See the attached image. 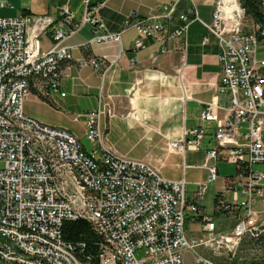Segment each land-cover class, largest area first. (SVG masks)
Segmentation results:
<instances>
[{"label":"built area","instance_id":"1","mask_svg":"<svg viewBox=\"0 0 264 264\" xmlns=\"http://www.w3.org/2000/svg\"><path fill=\"white\" fill-rule=\"evenodd\" d=\"M108 1L85 0L79 21L67 8L59 17L0 18V264H84L77 256L84 245L66 242L61 233L65 223L79 219L90 222L101 238L98 264H184L189 250L193 264H221L197 249L211 251L215 258L235 255L243 237L264 229V209L254 206L264 199V174L254 170L264 164V30L248 19L240 0H214L213 22L204 26L218 40L222 73L217 89L228 96L229 106L220 116L222 108L213 98L193 138L167 144L173 153L199 151L206 124H215L216 147L206 152L204 164L210 178L189 199L184 180H165L149 163L118 156L104 146L103 119L114 117L108 104L86 115L90 150L72 132L25 114L31 94L48 101L51 93L65 96L62 65L73 61L67 41L85 26L94 31L89 46H121L131 27L138 34L134 49L139 51L145 38L164 31L160 21H170L177 5L164 6L149 18L133 15L123 32L112 34L97 18ZM1 2L7 6L6 0ZM181 20L186 24L171 38L184 40L185 50L198 12L193 9L191 17ZM53 28L54 44L42 52L41 37ZM120 56L111 61L101 56L80 67L89 65L105 76ZM73 120L80 123L79 117ZM220 161L236 164L238 175L232 199L220 200L215 211L232 214L240 208L245 216L230 233L216 232L213 219L205 217L206 235L196 241L187 236L186 219L199 213L208 184L218 180ZM240 195L246 198L242 203ZM139 250L145 258L136 257Z\"/></svg>","mask_w":264,"mask_h":264},{"label":"crops","instance_id":"2","mask_svg":"<svg viewBox=\"0 0 264 264\" xmlns=\"http://www.w3.org/2000/svg\"><path fill=\"white\" fill-rule=\"evenodd\" d=\"M45 1L42 9H37L31 0L26 2L6 0L7 6L1 7V11L6 14L0 15V18L59 17L61 10L67 8L73 13L75 20L79 21L84 12L85 0ZM175 3L176 11L172 19L168 22L160 21L164 25V31L145 38V48L139 51L134 49V41L138 34L131 27L123 33L121 46L116 44L89 46L94 31L92 26H85L67 41V45L72 48L73 61L62 65L61 93L65 96L51 93L49 103L41 99L37 102L51 110L56 109L58 114L73 122L75 117H79L85 136L86 115L99 108L103 110L108 104L113 110L114 117L103 119L102 125L106 134L104 146L118 156L149 163L165 180H184L187 184L188 198L192 199L198 187L207 183L210 178L204 164L206 152L216 147L211 143L212 141L216 143L215 124H206L205 139L199 151L173 153L167 150V144L193 138L192 131L203 125L200 119L202 112L215 97L222 108L219 111L220 116L226 115L225 110L229 106L228 96L221 94L217 89L222 73L219 62L220 47L218 40L204 26L213 22L215 1L109 0L99 10L97 18L107 32L116 34L126 29L131 16L149 18L160 8ZM193 9L198 12L199 21L190 25L187 47L184 50V40H175L171 36L186 24L181 17H191ZM54 31L55 28L41 37L42 52L53 46ZM205 38H208L207 44H204ZM162 49L166 52L161 53ZM119 54L120 59L111 65L105 76L89 65L80 67L81 62L98 61L101 56H108L111 61ZM110 61L104 66L110 65ZM133 61L136 62L132 64ZM221 163L230 162H218V180L208 184L200 201L199 213H189L187 216L186 233L193 240H199L206 235L203 232L205 217L213 219L216 232L230 233L245 216V211L240 208H235V214L229 217L215 212L220 200L232 199L233 181L238 175L237 165L230 163L235 166V173L222 176L219 167ZM208 196L213 197L214 208L211 213L205 205ZM240 198L241 203L246 199L242 195ZM255 203L258 210L264 209V199Z\"/></svg>","mask_w":264,"mask_h":264},{"label":"rangeland","instance_id":"3","mask_svg":"<svg viewBox=\"0 0 264 264\" xmlns=\"http://www.w3.org/2000/svg\"><path fill=\"white\" fill-rule=\"evenodd\" d=\"M30 1V0H23V2ZM32 5L35 6L37 9H42L45 5V0H31ZM0 2V15L6 14L3 13ZM37 101H40L38 97L31 94L27 100L25 101L24 110L27 116L41 122L47 124L49 126H53L56 128L66 129L72 131L76 134L80 139L82 144L88 149H91V146L84 135V127L80 123H74L73 121L61 116L58 114L57 110L52 108H48V106L41 105ZM213 146L216 145L213 141L211 142ZM220 170L222 176H230L235 173V166L230 163H221ZM254 170L258 173L264 174V164L255 165ZM242 200V197L240 198ZM205 205L209 213L213 211V197H207L205 201ZM257 204L254 203V206ZM247 236L243 237V241L240 244L239 248L236 250L235 255H227L223 254L219 258H215L211 251H208L202 247L198 248L197 251L205 256L211 257L218 261L221 264H260L263 259L261 258L260 252L257 250L250 251L249 247H247L245 243V239ZM197 241V240H196ZM244 244V246H243ZM136 257L138 259L145 258V253L142 250L136 252ZM194 262V253L192 251H186L184 254V264H190Z\"/></svg>","mask_w":264,"mask_h":264},{"label":"trees","instance_id":"4","mask_svg":"<svg viewBox=\"0 0 264 264\" xmlns=\"http://www.w3.org/2000/svg\"><path fill=\"white\" fill-rule=\"evenodd\" d=\"M240 3L244 8L248 19L257 25H260L264 30V1L240 0ZM42 101L49 103L46 99H42ZM216 213L221 214L224 217H229L235 214V212L230 214V211L224 210ZM61 233L63 240L66 242L75 245L76 247L84 245L83 248L77 249V256L82 263L86 264L90 260L93 264H98L101 238L90 222L84 219L67 222L63 225ZM245 243L250 251L257 250L260 252L261 258L263 259L260 264H264V229L257 234H254V236L248 235L245 239Z\"/></svg>","mask_w":264,"mask_h":264}]
</instances>
